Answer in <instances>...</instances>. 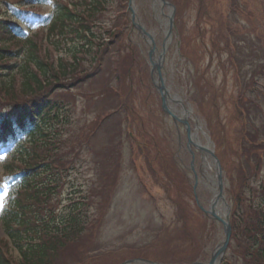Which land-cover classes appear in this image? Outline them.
Masks as SVG:
<instances>
[{
  "label": "trees",
  "instance_id": "1",
  "mask_svg": "<svg viewBox=\"0 0 264 264\" xmlns=\"http://www.w3.org/2000/svg\"><path fill=\"white\" fill-rule=\"evenodd\" d=\"M125 1H58L45 39L42 33L14 38V29L0 24V114L4 113L0 118V147L12 143L15 132H28L27 141L15 144L2 167L0 185H8V192L0 213V229L5 236L0 238V248L5 252L3 255L0 250V264H80L85 249H92L87 244L100 217L97 220L96 214L90 220L84 206L91 204L88 197L92 193L96 197L93 204L105 206L109 200L123 155L119 117L126 108L115 92L105 88L101 96L116 102L112 111L86 121L72 135L71 111L66 103L70 90L101 83V75L112 67L109 44L129 29V20L120 13L111 31V20L106 22L105 16L114 3L119 9ZM174 1L179 11L184 1ZM133 49L136 46L129 44L127 55L119 63L126 75H130L135 64ZM21 54L22 62L17 65L13 60ZM11 62L14 63L10 65ZM130 112L126 117L130 118ZM132 115L134 120L140 119ZM242 115L243 110L237 108L239 124L253 123L248 122L247 115L242 120ZM242 141L254 147L235 150V163H230V157L218 156L233 198L230 247L244 264H264V180L258 187L249 188L246 178L256 175L264 166V140L254 141V136L249 140L240 135ZM81 150L92 163L102 164L97 170L98 184H91L89 192L86 188L84 193L88 197L77 191L75 196L80 198L71 194L73 198L63 202L64 175L81 159ZM173 160L172 165L178 162ZM9 244L19 255L17 262L7 256Z\"/></svg>",
  "mask_w": 264,
  "mask_h": 264
},
{
  "label": "rangeland",
  "instance_id": "2",
  "mask_svg": "<svg viewBox=\"0 0 264 264\" xmlns=\"http://www.w3.org/2000/svg\"><path fill=\"white\" fill-rule=\"evenodd\" d=\"M3 1L0 0L1 6L4 5ZM26 1L28 0H23L20 5H23ZM54 1L57 0H47L41 6L42 18H36L34 15L28 14L26 16L20 15L18 11L11 7L9 12H16L12 15V19L13 21L17 20L19 23L22 22L21 25L26 33L28 31L34 33L38 23L50 15ZM234 2L236 3V0ZM226 5V0H186V3L181 6L177 14L179 42L177 43L176 40L171 42L163 62V71L166 74L167 86L170 87L173 94L181 99L184 109L192 113L198 124L200 130L196 131L194 124L191 130L192 134H195L197 139L199 138L202 146L209 145L211 147L212 144L208 140V135L213 133L220 139L226 137L230 150L229 155L233 156L236 137L239 135L240 128L234 117H232L234 112H232L231 100L233 101L235 98L237 88H235L234 77L227 61L230 55L238 59V64L241 63L242 65L244 79L250 77L251 74L254 77L258 72L264 62L261 57L262 50H260L259 44L256 43V39L260 40L256 34L264 35V19H260L261 13L264 15V0H250L249 2L248 0H239L238 5L241 13H229L232 27L237 31L232 36V43L236 47L237 54L234 53L233 47H226L225 39L221 38L223 35L220 31L218 32L220 17L224 14ZM158 6L153 0H134V14L139 19L140 27H143L153 37V42L157 50L160 51L166 30L164 26L166 17L160 14L168 15L169 10L166 8L160 10ZM253 6L256 11V19L251 17L250 7ZM115 8L116 6L113 7V9ZM114 15L115 10L108 19ZM131 35L129 41L140 49V54H143L146 61L149 48L145 39L133 29ZM176 39L178 40V37ZM118 47L121 54L119 55L116 52L111 54L112 59H116L117 63L123 55H127L125 52V48H128L126 33L113 43L114 51ZM178 51L181 56H179ZM133 52L135 57L132 62L135 64L131 67L130 75L129 73L124 74L123 69L115 70L114 63L111 64L112 69L108 67L104 73L102 71L103 74L101 75V79L104 78L102 83L105 84L106 88L110 86L119 91L126 109L128 111L131 109L132 113L140 119L138 121L134 120L131 112L130 118L126 117L125 114L122 118L119 117L124 129H129L134 138L128 137L126 139L120 160L122 163L117 176L118 187L113 204L98 228H95L93 232L95 239L88 242L87 245L99 248L98 252L115 253L109 257L105 254L96 255L95 264H119L129 260L130 257H136L127 256L133 254V250L152 242L158 244V237L165 235V245L147 250L144 256L149 257L156 253L153 256V258L157 257L155 259L181 260L190 255L187 251H184L190 249V247H187L186 241V238L190 236L195 243L199 242L204 249L203 252L199 251L194 254V257L200 258V264H208L213 250L222 241L221 228L217 225L215 226L217 229L214 230V226L209 221L204 220L203 222V217L198 215L200 212L195 211L188 194L184 193L188 183L177 172V167L171 163L174 161L173 151V153L175 152L174 158L179 161L181 168L186 171L184 176L189 181L193 178L187 168L190 163V158L187 155L188 137L178 122L160 115L159 101L156 91H154L153 85L148 79L144 68L145 63L140 60L137 49H133ZM186 55L192 59L193 66L185 61ZM253 57L255 59L254 64L251 63ZM256 79L259 80L257 81L259 86L264 85L261 76ZM194 82L197 83L198 90H200V92L198 91V97L195 95L197 90L193 86ZM93 83L72 92L73 101L75 102L71 121L74 122L72 125L76 124V126L69 129L74 131L75 134L80 130L82 124L89 120L92 121L100 115V94L105 88L100 83ZM247 96L259 103L255 98V94L250 95L248 93ZM223 99L224 102L222 103ZM199 103L200 105H198ZM114 105H116L115 101L110 105V109ZM256 114L259 113L256 112ZM203 117H207L208 121L206 122ZM206 124L210 125V130H207ZM109 125L112 126L110 123ZM94 143L98 145L102 142ZM222 145L227 146V142H223ZM169 146H172V148H168ZM231 161L234 162L232 158L230 163ZM201 165L199 157L194 163L197 177L195 195L199 204L201 203L206 207L210 203L212 192L209 189L210 187L208 188L203 183L209 177L204 173ZM208 171L211 173L210 170ZM88 174L87 165L86 167L81 165L75 173H71L70 177L75 180L76 184H80L90 180L91 174L89 176ZM233 179L235 180V177ZM141 183L146 187L145 190L140 185ZM223 183L226 190H228L229 186L225 179ZM68 187L69 185L66 186L67 189ZM177 197H180L178 199L180 204L176 202ZM227 197V194H225L226 201ZM0 203H2V200H0ZM176 206L182 208L190 206L193 215H195V221L187 220L184 229L181 225L184 214L177 211ZM89 212L95 214L93 209ZM194 222H203L201 224L202 228ZM201 229H205V231L203 232ZM162 231H165V233ZM186 233L189 234L186 235ZM2 237L0 231V238ZM165 248L167 250L162 251ZM228 250L231 253L234 252L232 248ZM86 251H89V249L86 248ZM9 256L12 257L13 261H18L16 251L11 250ZM153 258L151 261L154 260ZM119 259L123 260L116 262ZM234 264H242V262L239 260Z\"/></svg>",
  "mask_w": 264,
  "mask_h": 264
},
{
  "label": "bare ground",
  "instance_id": "3",
  "mask_svg": "<svg viewBox=\"0 0 264 264\" xmlns=\"http://www.w3.org/2000/svg\"><path fill=\"white\" fill-rule=\"evenodd\" d=\"M150 38H152V36ZM157 57H158V53L156 52L155 53L154 60L157 59ZM163 82L165 83V77L163 78ZM166 91H167V94L169 96V98L166 101L168 108L171 111H173V113L178 114V116H177L178 118H183L185 115L189 116L190 113L188 111H186V110L183 109V107H182V101L180 100V98L176 94H173L172 93V91L170 90V87L169 88L166 87ZM177 107H179L180 109H178ZM195 141L197 143L201 144L199 138L197 139V136L194 134V135L191 136V142L193 144H195V145H198ZM205 149H206V151H203L202 152V155H201V163H202L201 168H203L204 173L207 174L208 177H211V178H207V180H204L203 183L208 188L210 187L209 189H211V192L213 193V190H214V181H215V177L217 175V173H216L217 171H216V168H214L213 162H212V160L210 158V155L208 153L209 147L208 148L205 147ZM208 170L211 171V174L209 173ZM214 195H216V194H214ZM213 198H214V196H213ZM216 203H217V205L215 206V213L219 217L223 218V215H224V205H223V202H221L220 200H218Z\"/></svg>",
  "mask_w": 264,
  "mask_h": 264
},
{
  "label": "water",
  "instance_id": "4",
  "mask_svg": "<svg viewBox=\"0 0 264 264\" xmlns=\"http://www.w3.org/2000/svg\"><path fill=\"white\" fill-rule=\"evenodd\" d=\"M132 17H133V14H132ZM170 23H172V19L170 18ZM170 33V31H169ZM159 69H160V65H154L153 66V71H156L157 74L159 72ZM160 95H161V98H162V102L164 103L165 102V96H166V91L165 89L163 88V85H162V81L159 79V87L157 88ZM185 125H186V122L184 121L183 122ZM218 181H219V190H221V186H220V177L218 176ZM212 218L214 219H217L218 221H220L224 227H225V234H226V239H225V243L223 244L222 248L220 250L217 251L216 253V258L219 257L221 255V253L223 252L225 246H226V243H227V240H228V236H229V225L227 223V219L225 221L223 220H220L219 218H217L214 214H210ZM215 258V257H214Z\"/></svg>",
  "mask_w": 264,
  "mask_h": 264
}]
</instances>
